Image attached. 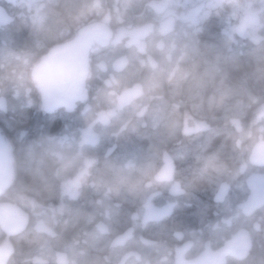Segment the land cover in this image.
Segmentation results:
<instances>
[{"label": "flooded vegetation", "instance_id": "1", "mask_svg": "<svg viewBox=\"0 0 264 264\" xmlns=\"http://www.w3.org/2000/svg\"><path fill=\"white\" fill-rule=\"evenodd\" d=\"M0 159L5 264H264V0H0Z\"/></svg>", "mask_w": 264, "mask_h": 264}, {"label": "water", "instance_id": "2", "mask_svg": "<svg viewBox=\"0 0 264 264\" xmlns=\"http://www.w3.org/2000/svg\"><path fill=\"white\" fill-rule=\"evenodd\" d=\"M56 86H66V83H60V84H55V83H40V87L42 89V92L44 93V95L46 96V98L49 99V100H52V99H55V98L57 99V97H59V95L55 93L56 91H63L65 93L66 92H70V91L64 90L65 87H63L62 89H60V88H56ZM71 87L73 88V87H75V85H72ZM259 150H263V149L261 147H258L257 154H259ZM4 182L6 183L7 181L4 180L3 178H0V187L2 186V184H4ZM10 217H9V219H10ZM14 220H16V219H14V217H13V221ZM10 225L14 226V222H12ZM4 261H5V256H2L0 254V264H4Z\"/></svg>", "mask_w": 264, "mask_h": 264}]
</instances>
